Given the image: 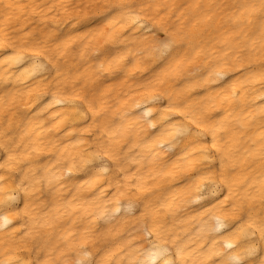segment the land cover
<instances>
[{"label":"bare ground","instance_id":"obj_1","mask_svg":"<svg viewBox=\"0 0 264 264\" xmlns=\"http://www.w3.org/2000/svg\"><path fill=\"white\" fill-rule=\"evenodd\" d=\"M261 14L258 0H0V264L80 248L91 264H260Z\"/></svg>","mask_w":264,"mask_h":264},{"label":"clouds","instance_id":"obj_2","mask_svg":"<svg viewBox=\"0 0 264 264\" xmlns=\"http://www.w3.org/2000/svg\"><path fill=\"white\" fill-rule=\"evenodd\" d=\"M258 4L261 10V15L259 17H257L258 20V32H259V36H260V40L261 42H264V0H258ZM160 44L162 46L163 49V53L164 54H168L170 47H171V41L170 40H166V41H160ZM0 179H3V177H0ZM19 187V186H17ZM21 191H25V189L21 188ZM25 215H27V213H25ZM11 220L5 218L4 219V225L3 226H7L11 224ZM21 228L24 227H28L23 221L20 225ZM41 229H42V225L39 219H33L31 227H28L27 232L25 233V235L27 237H29L30 240H37L40 236H41ZM37 248H39V245L37 244ZM91 253L84 248H80L78 250H76V256L75 259L71 260V261H63L62 264H91ZM180 259L179 254L177 255V260ZM264 260L260 261L261 262ZM169 262H171V264H177V261H172V260H168L165 259L163 261V264H169ZM18 264H41L40 260L37 258L33 261H18ZM51 264H56L55 261L51 262ZM105 264H123L122 260H110V261H106Z\"/></svg>","mask_w":264,"mask_h":264},{"label":"snow or ice","instance_id":"obj_3","mask_svg":"<svg viewBox=\"0 0 264 264\" xmlns=\"http://www.w3.org/2000/svg\"><path fill=\"white\" fill-rule=\"evenodd\" d=\"M169 264H171V262H169ZM261 264H264V261H262Z\"/></svg>","mask_w":264,"mask_h":264}]
</instances>
